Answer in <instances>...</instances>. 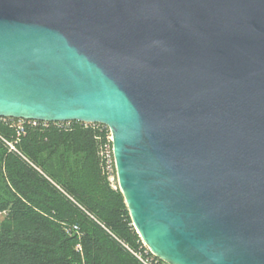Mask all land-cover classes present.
<instances>
[{
    "label": "water",
    "instance_id": "obj_1",
    "mask_svg": "<svg viewBox=\"0 0 264 264\" xmlns=\"http://www.w3.org/2000/svg\"><path fill=\"white\" fill-rule=\"evenodd\" d=\"M0 118L111 135L165 264H264V0H0Z\"/></svg>",
    "mask_w": 264,
    "mask_h": 264
},
{
    "label": "trees",
    "instance_id": "obj_2",
    "mask_svg": "<svg viewBox=\"0 0 264 264\" xmlns=\"http://www.w3.org/2000/svg\"><path fill=\"white\" fill-rule=\"evenodd\" d=\"M13 123L0 118V264H144L135 254L165 264L107 179L105 126L26 122L18 136Z\"/></svg>",
    "mask_w": 264,
    "mask_h": 264
},
{
    "label": "built area",
    "instance_id": "obj_3",
    "mask_svg": "<svg viewBox=\"0 0 264 264\" xmlns=\"http://www.w3.org/2000/svg\"><path fill=\"white\" fill-rule=\"evenodd\" d=\"M26 122H28V124H30L32 126L37 125V123H36L37 121H34V120H17V123H13V126L16 128V133H17L18 136L24 132V127L26 125ZM65 123H70V122H63V123H60V124H62L63 126L68 125V124H65ZM107 141H108V144L104 145V147H103L104 149H103V151H101V156L103 157L105 173L107 175V179H108L110 185L113 188H115V183H117V179H116V173H115V163H114L113 154H112V145H111V135H110V133H109V136L107 138ZM115 179H116V181H115ZM68 232H76L77 233L78 232V227L72 225V226L69 227ZM76 249H77V251H81L79 246H77ZM147 251H148V253L150 255H152L149 252L148 249H147ZM135 255H136V257L139 260L144 262V264H153V258L146 257V259H145L140 254H135ZM154 258H156V257H154Z\"/></svg>",
    "mask_w": 264,
    "mask_h": 264
}]
</instances>
